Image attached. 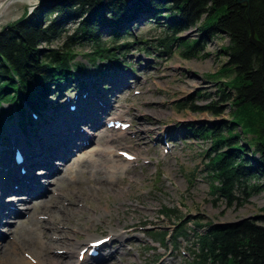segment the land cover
<instances>
[{"label":"rangeland","instance_id":"obj_1","mask_svg":"<svg viewBox=\"0 0 264 264\" xmlns=\"http://www.w3.org/2000/svg\"><path fill=\"white\" fill-rule=\"evenodd\" d=\"M38 3L39 0L30 3L27 0H0V31L7 25L24 18ZM151 11L155 12L154 9ZM131 12L132 10L129 11V15ZM221 13L222 10L207 22L203 19L196 27L184 32L182 38L189 42L201 40L205 37L203 27L214 24ZM164 16H166L165 12L162 16H157L158 20L149 19L145 24L141 21L126 24V32L121 34V42L115 44L119 51L118 55L114 54L112 57L114 60L123 61L121 63L123 67L118 68L120 69L118 72L120 74L123 70L130 73L127 81L131 88L122 92L112 116H122L131 122L132 127L122 137H117L118 132L113 130L106 132L102 129L95 132V146L113 140L116 142L113 145H116L117 150L135 154L138 161L130 163L128 170L120 172L113 184L107 182L104 174H99L96 178L82 173L84 171L82 168L75 181L61 175L49 177L52 180L51 191H58L57 193L62 191L65 197L52 196L46 207L60 215H63L62 210L76 213L74 220H80L81 224H72L76 227L81 226L80 240L84 238L82 235L86 237L89 233L101 237L105 236L107 231H123L125 226L130 224L138 226L139 229L134 234L142 238L144 243L141 242L140 245L145 247V256H140L139 249L135 248V244H131L129 246L133 247V250L130 251L129 262L126 264H146V262L188 264V259L193 256L196 231L204 233L209 224L233 223L248 218L260 220V217L264 216V191L253 195L247 203H241L242 199H238L233 201L232 205L224 199L218 200L217 195L211 193V180L204 171L208 162L206 152L211 147V141L198 139L194 137L195 134L188 131L191 129L189 124L202 127L206 123L213 125L215 122L229 120L230 108L218 117L209 112L194 113L190 109L178 108L179 104L185 102L206 106L217 98L216 92L220 83L212 76L218 73L227 61V57L219 51L229 45V40L224 35L204 39L201 41L202 47H199V50H202L197 57L185 58L178 47L168 54L160 43V40L166 36L161 32V27H164L167 21V17ZM77 24L78 22H73L67 25L70 33L74 32ZM101 39L110 42L111 34L102 33ZM63 43L62 39L51 45L42 44L41 47L58 48ZM121 45H126L124 50L118 48ZM145 47L148 48V52L145 51ZM75 51L79 55L76 62L85 66L88 73L98 66L108 65L111 59L97 61L96 66H92L90 58L84 56L90 53L91 46L86 43L79 44L76 45ZM146 65L148 68L143 69ZM119 74L114 75L119 76ZM65 84L61 85L64 90L67 87ZM108 87L111 86L105 88ZM71 89L74 88L71 87L69 91ZM72 91L68 94L71 98L75 96ZM58 98L59 95L53 93L48 101L55 102ZM167 128L171 132L187 131L188 138L173 142L164 133ZM140 132H143L142 136ZM99 136L103 138L99 139ZM157 138L165 140L173 153H164L166 147L160 144L161 142L157 143ZM118 159L123 161L120 155ZM258 185H264V177H261ZM235 195L243 198L239 190ZM36 204L37 207L32 212L22 214L11 226L0 228L3 233L11 234L6 231L12 228L16 234L10 236L11 240L15 241L24 239L30 230H36L34 236L36 238L40 236L39 232L43 231L46 235L45 241H49L50 236L56 234L69 238L71 226L67 224L68 220H63L67 216L62 217V221L58 218L59 222L65 224L64 229H58L61 232H55L54 226L38 228L36 224L39 219L43 220L46 217L38 214L41 207L38 206V202ZM69 204L72 206L69 207ZM79 204L81 206L84 204L85 210L79 209ZM16 208L22 212L25 210L23 205ZM104 209L111 210L112 217L105 214ZM168 209L175 213H168ZM99 214H103L99 221L94 223L90 221V217ZM119 216H125L127 219L119 220ZM197 224H201L202 227H198ZM124 232L126 234L127 230ZM177 232L189 233V235L176 241L173 237ZM64 241L68 243L66 239ZM27 242L32 243L30 240ZM36 242L37 246L41 245L38 239ZM73 247L75 246L69 248ZM175 248L178 251L174 250ZM54 251L63 250L47 248L44 253L48 257H53L51 253ZM60 260L63 261L64 258Z\"/></svg>","mask_w":264,"mask_h":264},{"label":"trees","instance_id":"obj_2","mask_svg":"<svg viewBox=\"0 0 264 264\" xmlns=\"http://www.w3.org/2000/svg\"><path fill=\"white\" fill-rule=\"evenodd\" d=\"M131 4L137 9H154L157 16L165 12L170 22L161 27L166 36L160 43L168 53L180 48L185 58L197 57L202 45L199 40H184L182 34L223 11L214 24L203 27L205 39L224 35L229 40L220 50L227 61L212 76L220 83L217 98L206 106L185 102L178 108L217 117L230 108V121L202 127L189 124L188 131L211 141L206 152L211 193L229 205L238 199L247 203L264 191V185H258L264 177L262 50L250 39L253 28L255 38L264 44V0H249V7L240 0H39L31 13L0 31V128L5 126V104L14 105L24 123L30 116L22 102L38 111L61 81L88 72L76 62V45L91 46L84 56L93 66L106 58L112 60L119 51L115 44L126 32V20L133 15H129ZM73 22L78 24L70 33L67 25ZM105 32L111 34L110 42L101 39ZM62 39L61 47H41ZM126 45L118 48L123 50ZM237 190L243 198L235 195ZM167 212L175 213L171 209ZM207 227L204 233L196 234L192 264H264V216Z\"/></svg>","mask_w":264,"mask_h":264},{"label":"bare ground","instance_id":"obj_3","mask_svg":"<svg viewBox=\"0 0 264 264\" xmlns=\"http://www.w3.org/2000/svg\"><path fill=\"white\" fill-rule=\"evenodd\" d=\"M36 0H27L28 3L34 2ZM242 4H245L249 7V2L240 0ZM38 5V4H37ZM36 5V6H37ZM34 6V8L36 7ZM127 7V6H126ZM129 5V11L132 10V16L126 20L127 24L143 22V24L148 23L149 19H157V15L155 12L147 9H137L135 6ZM33 8V10H34ZM32 10V11H33ZM30 11L29 13H31ZM248 11V10H247ZM160 17V16H158ZM166 22H170V19L167 18ZM165 22V23H166ZM252 30L251 29V42L254 44L252 40ZM128 31V30H127ZM125 33V32H123ZM254 39L255 38V31ZM205 37L199 42L204 41ZM260 42V41H259ZM202 43V42H201ZM262 43V42H261ZM46 44V43H44ZM50 45V44H48ZM255 45V44H254ZM167 52V51H166ZM220 52V51H219ZM225 56V55H224ZM263 57V53H262ZM262 59L260 62L261 72L264 76V72L262 71ZM123 61H119L116 59L114 61H109L108 65H102L100 68L93 69L92 72L87 74V78L89 79H97V77L101 76L102 72L115 71L110 72L106 75L104 79V83L108 84L111 87L105 89L104 87H100L98 90L95 88L89 87V84L85 82L84 87H81L80 84L83 83V80H79L81 78V74L75 73L73 78H68L65 84V90L62 86H58L53 92H50V95L53 93H57L59 98L55 102H49L48 96L47 100L41 104L39 111L41 112V118H39L38 123H31L27 120L22 122V114L18 112L14 105H8V109H4L3 119L5 121V116L9 113L13 115L12 121H7L6 126L0 130V149H2L6 143H10L14 141L17 146L26 147L28 150L29 158L26 160V168L28 169L29 176L24 177L21 176L16 168H19L17 164H13V172H15V180L17 182V189L14 187H10L7 185V182L4 179L3 171L0 169V201L5 195L13 194L15 198H7V200L14 201L7 205L0 203V222L4 223L5 221L16 222L13 221V218H18L20 216V212L18 208L19 205L24 206V213L32 212L36 207L38 202V206L41 207V211L38 212L39 215L46 216V220L51 221L50 224L41 220L37 222V226L41 229L45 227L51 228L54 226L56 229H64L65 224L62 223V217L67 216V218L63 219L64 221L68 220L70 235L69 238L66 236H58L51 235L49 241H45L46 235L43 231L39 232V237H34L36 230H30L25 238H21V240L17 239L11 240L10 235H15L16 231L12 228H8L6 233L4 234L2 229H0V263L4 264H126L129 262L130 253L126 254L122 257L121 260L118 259L119 256L122 255L123 252V242H130L131 244H135L137 249L140 251V256H145V247L141 246L140 243L143 242L141 238L125 237V230L129 233H133L137 231L136 224H130L125 226L123 231H115L112 230L109 234V241L104 242L100 245L102 249H108L112 244H120L111 255H103L100 260H93L88 258L85 262L73 261L75 249L85 247L83 242H92L94 241L93 235H87V240H80L79 236L81 235V226H75L72 223L81 224L80 220L75 219L76 213H71L66 210H62L63 215H60L57 212H54L46 207V204L51 201L52 196L57 193H52L51 184L52 180L49 178L51 175H59L61 173L64 174L65 177L70 178L71 180H76L78 174L80 173V168L84 169L82 173H86L89 176L98 178L99 174H104L107 182L109 184H113L118 174L123 170L126 171L130 167L131 162L121 161L118 159V151L116 149L115 141L111 140L107 143H101L98 146H94V135L92 133L93 128L96 130L103 129L105 119L111 116L112 112L116 108V103L120 100V95L125 89L131 88L130 84H128L127 78L130 77V73L128 71H121L119 74L118 68H122L121 64ZM148 68L147 65L143 67V69ZM119 71V72H118ZM115 73L119 74V76L114 75ZM66 80V79H65ZM73 87L76 90V96L74 99L70 100V103L74 102L78 103V99L81 105L78 106L79 110L75 112H69L66 114L67 116L59 117L58 114H64L62 110L58 111L59 108H62L65 112H67V96L70 93V88ZM74 89H71V91ZM87 96L85 97V94ZM59 112V113H58ZM58 113V114H57ZM57 117V121L54 122ZM99 124V126H98ZM95 125V126H94ZM186 131V130H185ZM167 134L168 138H170L173 142L181 141L188 138L189 133L183 130H179L178 132H171L169 128H167L164 132ZM171 133V135H170ZM141 136L143 132H140ZM125 133H120L117 137L124 136ZM162 135V134H160ZM102 136H99V139H102ZM143 138V137H142ZM28 141L33 142L30 146L28 145ZM164 140H159L157 138V143H163ZM173 151L170 150L169 154H172ZM33 157L31 158V155ZM55 160H59L61 162L54 163ZM42 165L43 168L40 171H34V167ZM42 174L45 176L43 177ZM43 178L47 179L46 183H43ZM28 181L29 183H25ZM62 192V191H61ZM59 192L56 196H63L65 194ZM22 195V196H19ZM40 199V200H36ZM6 201V200H5ZM81 204V203H80ZM79 204L78 208L85 210L84 204L81 206ZM72 205L69 204V207ZM3 208H5L3 210ZM105 214H109L112 217V211L108 209H104ZM37 215V216H39ZM103 217V214L94 215L90 217L91 222L99 221ZM58 218L61 220L58 221ZM86 217H84L85 219ZM119 220H126L127 217L122 216L118 217ZM71 222H70V221ZM257 220V219H256ZM54 223V224H53ZM73 225V226H72ZM73 227V228H72ZM72 228V229H71ZM118 228H120L118 226ZM56 232H61V230H57ZM152 234V233H151ZM40 241V246L36 245V240ZM51 239V240H50ZM67 240L66 243L64 240ZM92 239V240H90ZM96 239V238H95ZM28 240L32 241V243L28 244ZM53 242V244H51ZM144 243V242H143ZM70 246H75V248H69ZM61 247V248H60ZM47 248L58 250L61 249L64 251L63 255L58 254L57 252H52L53 257H48L45 255V250ZM81 249V250H82ZM80 254V252H79ZM60 258H64L63 261ZM147 260V258H145ZM32 260H36L33 263ZM149 261V260H148ZM148 264V262H146ZM150 264V262H149Z\"/></svg>","mask_w":264,"mask_h":264},{"label":"water","instance_id":"obj_4","mask_svg":"<svg viewBox=\"0 0 264 264\" xmlns=\"http://www.w3.org/2000/svg\"><path fill=\"white\" fill-rule=\"evenodd\" d=\"M244 1H247V2H249V0H244ZM243 2V1H242ZM252 40H253V42H254V44L258 47V48H260L261 50H262V53H263V59H262V71L264 72V44L263 43H261V42H259V41H256L255 39H254V33H253V30H252ZM255 219V218H254Z\"/></svg>","mask_w":264,"mask_h":264}]
</instances>
